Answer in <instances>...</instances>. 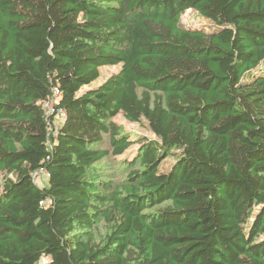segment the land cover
I'll return each mask as SVG.
<instances>
[{"label": "trees", "instance_id": "16d2710c", "mask_svg": "<svg viewBox=\"0 0 264 264\" xmlns=\"http://www.w3.org/2000/svg\"><path fill=\"white\" fill-rule=\"evenodd\" d=\"M263 67L264 0H0V264H264Z\"/></svg>", "mask_w": 264, "mask_h": 264}, {"label": "rangeland", "instance_id": "374dc122", "mask_svg": "<svg viewBox=\"0 0 264 264\" xmlns=\"http://www.w3.org/2000/svg\"><path fill=\"white\" fill-rule=\"evenodd\" d=\"M180 24L182 27L186 29H199L203 30L205 32L212 31L215 26L214 24L200 16L195 10L188 9L186 10L180 17ZM120 65H107L102 66L99 68L100 75L99 77L91 83V85H97L100 82H102L104 79H106L109 75L116 72L119 69ZM264 69V67H263ZM46 108L48 112H52V107L50 104L46 103ZM60 118V115H56L54 118V122H57ZM114 120L123 128V131L126 135L129 136V138L132 140L133 144L126 150L124 155L120 156H112L110 154L111 147L110 142L108 140V136L104 135L103 142L98 146V148L106 149L109 151V155H107L105 158L100 160L97 163L98 168H100V172L102 174H107V176H103L100 179L101 180H112L115 183H119L126 175L133 169L139 168L138 163H132L134 157L136 156L137 149L139 144L137 141L141 138L151 139L154 138V135L149 131L147 124L144 120L141 122H129L121 114H117L114 117ZM56 125V123H55ZM175 162V154H169L167 157H165L159 164L158 169L160 172H167L173 163ZM37 181L41 183L42 176L37 175ZM110 225L107 223L103 218H100L94 225V233L95 238L97 242L102 241V238L105 236V234L109 231ZM48 257L43 256L41 257L38 264H44L45 262H48Z\"/></svg>", "mask_w": 264, "mask_h": 264}, {"label": "built area", "instance_id": "2783aa9c", "mask_svg": "<svg viewBox=\"0 0 264 264\" xmlns=\"http://www.w3.org/2000/svg\"><path fill=\"white\" fill-rule=\"evenodd\" d=\"M54 95H55V96L57 95V91H56V89H55V91H54ZM42 174H43V176H44L45 178L48 177V174L45 173L44 171H42V172H38V173L34 174V178L37 179V175H41V176H42Z\"/></svg>", "mask_w": 264, "mask_h": 264}]
</instances>
